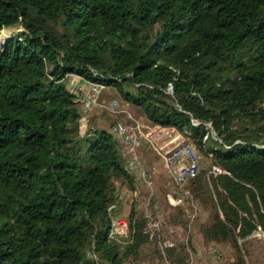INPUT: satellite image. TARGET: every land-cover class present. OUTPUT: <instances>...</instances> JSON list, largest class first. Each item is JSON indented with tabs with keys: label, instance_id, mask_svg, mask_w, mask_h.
I'll return each instance as SVG.
<instances>
[{
	"label": "trees",
	"instance_id": "trees-1",
	"mask_svg": "<svg viewBox=\"0 0 264 264\" xmlns=\"http://www.w3.org/2000/svg\"><path fill=\"white\" fill-rule=\"evenodd\" d=\"M5 29L0 264H188L184 246L161 254L138 213L141 198L158 202L162 236L165 223L185 226L184 209L158 199L147 166L153 195L138 189L110 133L117 122L81 131L68 76L114 89L228 173H210L200 234L233 251L218 264H247L249 238L264 234V0H0ZM124 190L138 199L120 215L122 201L109 207ZM121 216L132 231L124 245L109 237Z\"/></svg>",
	"mask_w": 264,
	"mask_h": 264
},
{
	"label": "built area",
	"instance_id": "built-area-1",
	"mask_svg": "<svg viewBox=\"0 0 264 264\" xmlns=\"http://www.w3.org/2000/svg\"><path fill=\"white\" fill-rule=\"evenodd\" d=\"M85 86L75 87L71 91L75 95V102L81 110V114L86 116L93 109L101 107L99 98L104 87L100 84L84 82ZM168 93L172 94L171 88ZM109 112L114 113L118 108V103H111L105 107ZM125 120L117 122L111 129L110 133L121 143L124 148L126 158V169L132 177L133 182L138 189H150L152 196V183L149 179V173L146 164L141 156V150L145 145L156 155L159 156L163 170L175 189V195L168 194L166 200L171 207H182L188 213V224L185 233L166 236L161 233L162 213L158 202L151 203V197L141 198L140 206L142 207L143 217L150 221V229L153 234H159L158 246L161 254L177 246H184L188 254V264H195V261L202 259V254L194 253L189 247L190 229L192 223L197 218L198 206L189 190L191 181L197 178L199 168V157L195 155L194 149L189 144H184L183 135L173 127H161L151 124L145 127L138 119L126 113ZM193 122V125H197ZM205 128L211 130L209 123ZM212 137L214 136L211 132ZM208 135L204 137L207 139ZM211 175L216 178L222 175H228L220 166L214 165L210 171ZM126 192V191H125ZM124 192V193H125ZM129 197L138 199V192L125 193ZM120 196L117 201L109 207L110 211L117 209L122 201ZM152 211L154 215L152 214ZM189 211V212H188ZM132 235L130 220L127 216H121L112 221L109 237L120 244L130 243ZM218 249L216 246L209 247L207 253L216 258ZM163 264H168L166 261Z\"/></svg>",
	"mask_w": 264,
	"mask_h": 264
},
{
	"label": "rangeland",
	"instance_id": "rangeland-1",
	"mask_svg": "<svg viewBox=\"0 0 264 264\" xmlns=\"http://www.w3.org/2000/svg\"><path fill=\"white\" fill-rule=\"evenodd\" d=\"M11 29H5L0 33V43L10 35ZM66 88L68 89V83L65 82ZM118 103L117 110L112 113L109 112L105 107L111 103ZM101 107L93 109L89 112L84 119L81 121V131L83 132L85 128L89 126L91 128H104L109 129L114 123L122 122L125 120V112L132 115L136 119H138L145 127H150L151 124L146 121V119L132 106L125 103L117 92L112 88H105L101 92V97L99 101ZM88 126V127H87ZM213 138H215L213 136ZM183 143L189 144L195 151V155L199 157V168H198V182L195 185L189 184V190L191 191L196 204L198 206L197 218L192 223L190 229V241L189 247L194 253L202 254V259L199 261H195V264H218L219 256L220 259L231 260L233 257V251L230 249L228 245H217L212 243H205L202 240L200 229L202 225L208 223L211 219L212 213V202L210 199V194L208 192L207 186L210 184V171H211V160L203 158L202 155L198 152L196 147L193 145L191 141L183 136ZM117 149L121 154H124V148L121 143L117 142ZM141 156L151 171L152 181L154 183L155 193L160 200H164V196L167 194H171L174 191V187L171 184L170 180L167 178L162 163L158 155L155 154L151 149L145 145L141 150ZM118 186V183L116 184ZM209 187V186H208ZM175 192V191H174ZM123 201V200H122ZM130 204V203H129ZM128 210V209H127ZM126 210V211H127ZM189 212V211H188ZM123 213V209L120 210L119 214ZM138 213H142V207L138 208ZM188 213L186 211L183 214V219L185 221V226L183 227H169L168 225L163 224V235L169 236L174 234L185 233L186 225L188 224ZM176 217V214H175ZM177 218V217H176ZM175 218V219H176ZM180 218H177L179 220ZM252 239L251 245L249 244V250L252 253V257H248L246 253L244 254V259L247 264H264V234L261 230H256L253 235L249 238ZM248 239V240H249ZM243 241L239 240V245L241 246ZM216 246L218 249L216 258H212L208 253L207 249L209 247ZM179 247V246H177ZM142 263L149 264L145 261Z\"/></svg>",
	"mask_w": 264,
	"mask_h": 264
},
{
	"label": "crops",
	"instance_id": "crops-1",
	"mask_svg": "<svg viewBox=\"0 0 264 264\" xmlns=\"http://www.w3.org/2000/svg\"><path fill=\"white\" fill-rule=\"evenodd\" d=\"M66 82L68 83V87H69L68 90H72L75 87H79V86H83V87L85 86V83H84L85 81L82 78H79L77 76H68L66 79ZM85 130H86V128H85ZM124 192H125V190L122 191V198H123L122 200L123 201H122V207H121V209H123V213L120 215L127 214V211H128L127 209H129L130 197L127 194H125L126 192L125 193Z\"/></svg>",
	"mask_w": 264,
	"mask_h": 264
}]
</instances>
